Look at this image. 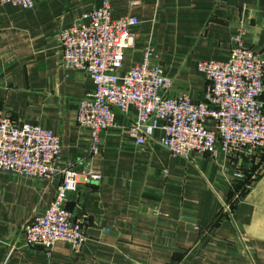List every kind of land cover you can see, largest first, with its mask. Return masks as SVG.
<instances>
[{
    "label": "crops",
    "instance_id": "obj_1",
    "mask_svg": "<svg viewBox=\"0 0 264 264\" xmlns=\"http://www.w3.org/2000/svg\"><path fill=\"white\" fill-rule=\"evenodd\" d=\"M102 0H36L31 9L0 2V116L38 124L61 141L59 167H88L98 181L80 182L67 208L87 219L79 253L64 241L27 247L23 226L53 198L60 181L0 171V264H264L263 155L228 156L192 151L174 156L157 129L135 144V110L116 114L100 133V152H89V129L75 120L90 77L62 66L57 32ZM112 17L136 16L133 46L123 70L150 41L153 61L173 78L169 96L202 99L203 59L228 60L232 38L264 56V0H111ZM246 175L238 179L236 173ZM240 198L231 215L223 202Z\"/></svg>",
    "mask_w": 264,
    "mask_h": 264
},
{
    "label": "built area",
    "instance_id": "obj_2",
    "mask_svg": "<svg viewBox=\"0 0 264 264\" xmlns=\"http://www.w3.org/2000/svg\"><path fill=\"white\" fill-rule=\"evenodd\" d=\"M35 1L0 0L22 9H31ZM138 23L133 15L113 18L111 0H102L57 32L62 66L85 72L93 83L79 99L75 114L77 125L89 129V152L98 154L100 133L115 126L116 114L133 108L129 134L137 145L160 129V144L174 156L222 151L228 156L264 157V56L245 44V31L233 36L228 60L198 62L207 85L202 99L196 100L187 92L168 95L173 78L153 61L156 49L150 41L141 59L122 69L126 50L135 40L131 28ZM61 147L52 130L0 116V171L43 179L60 176L53 198L24 224V245L51 248L64 241L77 254L87 239V219L73 216L66 205L68 194L80 182L98 181L101 175L92 167L83 172L70 164L59 167ZM236 176L246 177L242 171ZM239 198L236 194L223 202L221 215H231Z\"/></svg>",
    "mask_w": 264,
    "mask_h": 264
},
{
    "label": "trees",
    "instance_id": "obj_3",
    "mask_svg": "<svg viewBox=\"0 0 264 264\" xmlns=\"http://www.w3.org/2000/svg\"><path fill=\"white\" fill-rule=\"evenodd\" d=\"M264 158V157H263Z\"/></svg>",
    "mask_w": 264,
    "mask_h": 264
}]
</instances>
